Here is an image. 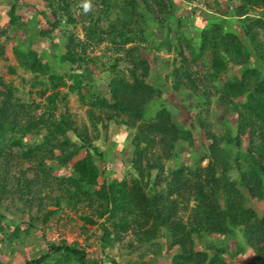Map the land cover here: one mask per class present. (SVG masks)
<instances>
[{
    "label": "rangeland",
    "instance_id": "374dc122",
    "mask_svg": "<svg viewBox=\"0 0 264 264\" xmlns=\"http://www.w3.org/2000/svg\"><path fill=\"white\" fill-rule=\"evenodd\" d=\"M147 1L0 0V78L19 107L16 122L0 116V165L9 156L23 185L0 180V264L54 244L85 250V264H264L243 222L264 219V0L242 18L246 0ZM32 52L64 79L58 89L20 65ZM71 73L87 77L81 94ZM116 80L142 103L157 91L142 118L116 110ZM41 264L79 263L60 253Z\"/></svg>",
    "mask_w": 264,
    "mask_h": 264
},
{
    "label": "trees",
    "instance_id": "16d2710c",
    "mask_svg": "<svg viewBox=\"0 0 264 264\" xmlns=\"http://www.w3.org/2000/svg\"><path fill=\"white\" fill-rule=\"evenodd\" d=\"M146 3L148 2L147 0H144ZM255 0H246L243 3V6H241L239 8L238 11V17L242 18L244 16L247 15V13L244 12L245 7L247 5L250 4H254ZM14 19H16V16L14 15ZM247 34L249 35V31H247ZM253 43V47H255L256 49H258L257 46H254L255 44V39L253 38L252 40ZM32 56H34L32 59H29L28 57H24L21 59L20 65L22 67H24L27 71H31L35 74L38 75H43V76H49L51 82H54V89H58L59 85L58 81L60 80H64L62 78H57L55 77L52 73H51V66L48 62H44L43 60H40L37 57V54L35 52L31 53ZM258 55L260 57H264V50L258 49ZM262 55V56H261ZM65 61H68L72 64H75L78 62V60H83L82 55L80 56V59L73 55L72 53H68L67 55L64 56ZM249 75L244 74V79H242V81H237L238 84V88L240 89H244L245 85H246V79ZM68 79L71 81V91L73 92H79L80 94L82 93L84 84L87 80V77L85 74H77V73H71L68 74ZM57 81V83H56ZM61 83V82H60ZM62 84H66V82H62ZM112 86V97L114 100V104H115V108L117 111H120L123 114H133L135 115V119L138 118H142L143 114H144V102H146V97H149L148 100H152L153 99V95L155 92H157L155 89H151L150 87H147V91L146 92V97L143 96V103L141 101V99H136L134 96H132L129 93V89L130 86H126L123 82H121V80H116L113 82ZM133 87V86H131ZM0 89L5 90L4 92H1V95L3 96L2 99H0V116L4 117V120L6 121L7 119L9 120L10 118H13V121L16 122V118H19L18 116H16V110L19 107H15L12 104V90L9 86H7L4 82V80L2 78H0ZM255 91H263V86L262 84L259 82L258 85L256 86ZM57 94H60V92H58ZM57 94H54L53 96H51V98L49 99L51 102L50 104L53 105L56 103L57 101ZM81 98L84 99L85 97L81 95ZM102 102H105L104 99H100L98 97H96V99L93 100V105L99 106V104H101ZM16 109V110H15ZM162 113V115H160ZM161 113L159 114L160 119L162 121H169V112L167 109H163L161 110ZM53 115V114H52ZM12 116V117H11ZM65 115H62L61 121L59 123H57V127L58 129H61V127L63 126V123H65ZM3 122V120H2ZM187 138V136H186ZM138 140H142L141 136L138 137ZM138 154H141V151L138 149ZM98 155L101 157L102 155L98 153ZM4 164L2 165L3 168L0 165V180L2 181L3 179L8 180L9 183L7 184V186H14L18 188V185H22V180L21 178H18L16 176H12L11 171H10V158L9 156H6L5 158ZM88 164H85L83 166V168L81 169V172H88ZM259 171L257 172V179H258V185H263L264 184V168H260L259 167ZM256 174V171L253 170V168L249 167V171L245 174V180L246 181L245 184L240 182L241 187L246 191L247 194L251 195V190H255V188L253 187V180L250 179V176L252 174ZM24 175V173H23ZM26 176H25V180H26ZM24 180V181H25ZM17 183H16V182ZM26 185L31 188L32 186H34V182L31 180H26ZM18 184V185H17ZM240 185L238 183H233L232 184V188L233 190H235V193L238 194V196H240L241 192L238 190V188L240 187ZM23 186V185H22ZM21 186V188H22ZM4 190V189H3ZM110 190H113L112 193L114 194L116 191L115 190H119V192L121 190H125L124 186H118L116 188V186H111ZM121 193V192H120ZM123 194V192H122ZM124 196V195H123ZM241 198V197H240ZM242 199V198H241ZM244 200V199H242ZM229 204V208H228V214H231V217H233L232 220H239L241 219L242 215L239 214L238 212H236V208L233 202H231L229 200L228 202ZM243 208V207H242ZM241 208V209H242ZM244 209H242L243 211ZM108 209L105 211V213H108ZM223 216L225 215V211H222ZM244 225H246L247 231H246V237L248 238V241L251 242L257 250L258 253V257L260 258V260L264 261V219L258 218L256 219V221H252V218H247L243 220ZM199 228H203L202 226H199ZM63 254L66 259H70V260H76L79 264H85L86 261V251L81 249V248H77L76 246H68V245H51L49 252L47 254H44L42 256H40L37 259L31 260L29 261L27 264H41L43 263L47 258L51 257L52 254ZM113 264H120L118 262H114Z\"/></svg>",
    "mask_w": 264,
    "mask_h": 264
},
{
    "label": "clouds",
    "instance_id": "9594fccd",
    "mask_svg": "<svg viewBox=\"0 0 264 264\" xmlns=\"http://www.w3.org/2000/svg\"><path fill=\"white\" fill-rule=\"evenodd\" d=\"M87 7H88V6H87V5H85V10H87Z\"/></svg>",
    "mask_w": 264,
    "mask_h": 264
}]
</instances>
